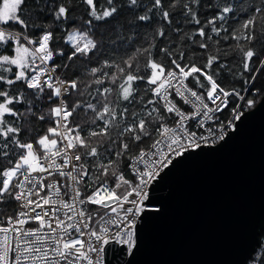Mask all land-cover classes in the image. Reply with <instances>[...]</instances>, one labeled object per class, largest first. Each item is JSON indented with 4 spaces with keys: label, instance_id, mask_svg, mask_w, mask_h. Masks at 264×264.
I'll list each match as a JSON object with an SVG mask.
<instances>
[{
    "label": "snow or ice",
    "instance_id": "1",
    "mask_svg": "<svg viewBox=\"0 0 264 264\" xmlns=\"http://www.w3.org/2000/svg\"><path fill=\"white\" fill-rule=\"evenodd\" d=\"M261 106L264 0H0V264H134L162 176Z\"/></svg>",
    "mask_w": 264,
    "mask_h": 264
},
{
    "label": "water",
    "instance_id": "2",
    "mask_svg": "<svg viewBox=\"0 0 264 264\" xmlns=\"http://www.w3.org/2000/svg\"><path fill=\"white\" fill-rule=\"evenodd\" d=\"M134 264H247L264 231V106L215 149L178 160L157 185Z\"/></svg>",
    "mask_w": 264,
    "mask_h": 264
},
{
    "label": "trees",
    "instance_id": "3",
    "mask_svg": "<svg viewBox=\"0 0 264 264\" xmlns=\"http://www.w3.org/2000/svg\"><path fill=\"white\" fill-rule=\"evenodd\" d=\"M260 238H261L260 242H264V232L262 231L260 232ZM257 248H259V246Z\"/></svg>",
    "mask_w": 264,
    "mask_h": 264
},
{
    "label": "flooded vegetation",
    "instance_id": "4",
    "mask_svg": "<svg viewBox=\"0 0 264 264\" xmlns=\"http://www.w3.org/2000/svg\"><path fill=\"white\" fill-rule=\"evenodd\" d=\"M262 232H264V231H262ZM260 240H261V238H260Z\"/></svg>",
    "mask_w": 264,
    "mask_h": 264
}]
</instances>
